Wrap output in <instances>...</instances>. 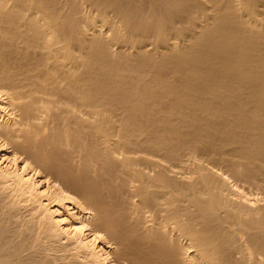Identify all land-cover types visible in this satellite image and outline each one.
Returning <instances> with one entry per match:
<instances>
[{
    "label": "bare ground",
    "instance_id": "bare-ground-1",
    "mask_svg": "<svg viewBox=\"0 0 264 264\" xmlns=\"http://www.w3.org/2000/svg\"><path fill=\"white\" fill-rule=\"evenodd\" d=\"M0 202V264H264V0H0Z\"/></svg>",
    "mask_w": 264,
    "mask_h": 264
},
{
    "label": "rangeland",
    "instance_id": "rangeland-1",
    "mask_svg": "<svg viewBox=\"0 0 264 264\" xmlns=\"http://www.w3.org/2000/svg\"><path fill=\"white\" fill-rule=\"evenodd\" d=\"M246 189L250 190V188H246ZM253 191L256 192V190H253ZM3 200L7 203V199H6V198H3ZM0 205H1V202H0ZM4 206H6V205H4ZM4 206H2V208H3ZM0 210H1V208H0Z\"/></svg>",
    "mask_w": 264,
    "mask_h": 264
}]
</instances>
